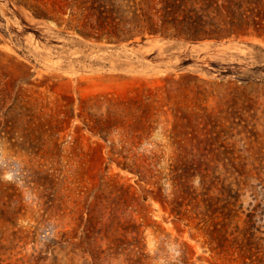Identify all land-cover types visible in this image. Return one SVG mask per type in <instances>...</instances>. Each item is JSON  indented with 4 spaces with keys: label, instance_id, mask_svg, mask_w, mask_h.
<instances>
[{
    "label": "rangeland",
    "instance_id": "374dc122",
    "mask_svg": "<svg viewBox=\"0 0 264 264\" xmlns=\"http://www.w3.org/2000/svg\"><path fill=\"white\" fill-rule=\"evenodd\" d=\"M52 1L0 0V264H264V37Z\"/></svg>",
    "mask_w": 264,
    "mask_h": 264
},
{
    "label": "trees",
    "instance_id": "16d2710c",
    "mask_svg": "<svg viewBox=\"0 0 264 264\" xmlns=\"http://www.w3.org/2000/svg\"><path fill=\"white\" fill-rule=\"evenodd\" d=\"M80 1L81 5L78 6H84L82 5L83 0ZM68 3V0H54L50 6L44 4L45 7L38 6V9L47 14L50 7L55 10L57 5L59 9H62ZM160 3L161 9L156 10L157 12L162 11L159 18L165 22L168 15L174 16L173 21L179 27L177 30L186 32L188 39L196 40L203 37H214L215 35L220 37L227 32L246 33L250 28L257 35L264 37V0H160ZM88 8L91 7H84L83 9ZM83 12V17L88 18L85 19V23L86 21L91 23V30L86 33L87 36H92L90 35L92 30L95 31L98 26H109L107 33L120 38L121 35L117 27L120 23L125 22V15H120L119 19H116V14L122 12L120 5H113L112 3L107 6L105 11L99 10L95 21L89 20L90 11L85 14ZM131 18L134 26H137L141 20L148 19L149 32H156L152 14L133 12ZM125 33L130 38L135 36L130 30L125 31Z\"/></svg>",
    "mask_w": 264,
    "mask_h": 264
}]
</instances>
